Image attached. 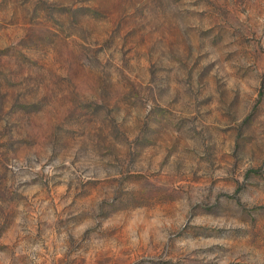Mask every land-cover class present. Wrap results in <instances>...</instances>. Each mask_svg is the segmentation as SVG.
<instances>
[{
	"label": "rangeland",
	"instance_id": "374dc122",
	"mask_svg": "<svg viewBox=\"0 0 264 264\" xmlns=\"http://www.w3.org/2000/svg\"><path fill=\"white\" fill-rule=\"evenodd\" d=\"M0 264H264V0H0Z\"/></svg>",
	"mask_w": 264,
	"mask_h": 264
}]
</instances>
